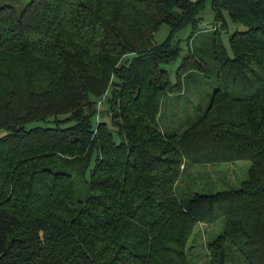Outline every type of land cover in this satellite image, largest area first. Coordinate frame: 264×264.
<instances>
[{
	"label": "trees",
	"instance_id": "16d2710c",
	"mask_svg": "<svg viewBox=\"0 0 264 264\" xmlns=\"http://www.w3.org/2000/svg\"><path fill=\"white\" fill-rule=\"evenodd\" d=\"M205 1L0 3V264H191L194 225L219 219L206 264H264V0H208V63L187 45ZM207 64L205 105L160 125ZM238 159L236 186L179 185Z\"/></svg>",
	"mask_w": 264,
	"mask_h": 264
},
{
	"label": "rangeland",
	"instance_id": "374dc122",
	"mask_svg": "<svg viewBox=\"0 0 264 264\" xmlns=\"http://www.w3.org/2000/svg\"><path fill=\"white\" fill-rule=\"evenodd\" d=\"M27 0H0L2 2H9L14 6V9L18 11ZM201 16L197 27L199 28L195 37L189 40L187 44L194 53L203 58L208 63L211 60V23L212 10L208 3L205 1L204 6L198 12ZM227 28L232 30L231 22H227ZM231 26V29L229 28ZM236 28H241V24H235ZM190 26L185 25L172 32L173 39H180L179 45L181 46V52L186 49L184 40L189 33ZM169 33V27L167 24L161 23L152 34V40L154 42L161 41ZM219 36L222 43L226 46V33L220 32ZM213 66L207 64V71L205 76L200 80L194 82H188L185 85V90L179 95H165L161 100L160 110L161 117L159 120L160 125L166 128L180 130L188 121H190L196 113L193 104L196 102L206 103L207 92L214 83ZM208 100V99H207ZM101 106V105H100ZM97 107V109L100 108ZM170 126V127H169ZM249 161L247 159H238L229 162H213V163H198L191 167H187L182 172L179 185L181 183L194 181V185L197 188L204 190H213L216 188L225 187L228 185L236 186L239 181L246 175V169ZM194 187V186H193ZM195 187V188H196ZM221 228V220H217L211 224L196 223L192 229L191 235L187 240L188 255L191 264H206V253L203 247L204 240L210 238Z\"/></svg>",
	"mask_w": 264,
	"mask_h": 264
}]
</instances>
